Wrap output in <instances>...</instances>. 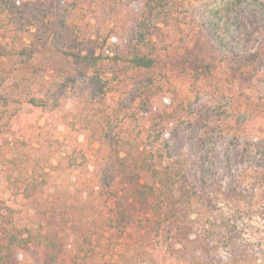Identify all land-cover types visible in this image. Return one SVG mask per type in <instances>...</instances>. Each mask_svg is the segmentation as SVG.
Instances as JSON below:
<instances>
[{
  "label": "rangeland",
  "instance_id": "rangeland-1",
  "mask_svg": "<svg viewBox=\"0 0 264 264\" xmlns=\"http://www.w3.org/2000/svg\"><path fill=\"white\" fill-rule=\"evenodd\" d=\"M7 1L17 4L8 10L0 8V36L15 35L0 39L9 50L18 47L21 39L39 46L64 41L90 46L94 35L118 29L126 19L119 12L127 0ZM167 1L169 25L163 27L165 43L159 46L166 53L181 46V41L201 46L213 68V76L202 82L193 84L183 67L167 64L171 72L169 86L163 87L169 91L166 94L140 98L135 89L142 77L120 73L111 79L112 102L86 101L87 89L79 83L77 93L64 94L57 108L44 112L25 108L19 82L11 74L4 78L2 92L8 103L0 102V147L18 150L11 159L16 158L20 169L35 177L40 192L12 202L14 191L1 166L0 207L12 210L14 224L25 234L59 233L64 264L77 255L80 264H163L164 255L176 257L165 235L167 228L149 225L147 219L154 223L153 217L140 207L131 210L132 222L127 227L114 223L116 202H125L130 193L120 176L119 158L128 151H143L145 145L153 148L143 155L155 158L156 150L166 142L171 157L166 161L172 164L187 155V141L193 138H203L205 143L207 175L205 195L196 198L190 209L197 232L211 223L220 236L227 234V228L233 232V245L221 244L220 264H264L263 9L255 0H242L240 6L237 0ZM213 12L220 21L213 29L220 46L207 34L210 25L217 23L211 18ZM12 15L14 25L9 23ZM254 51L259 54L257 68L262 74L249 88L233 81L228 72L243 65L246 55ZM170 57L167 54L166 61ZM55 62L57 71H52L49 67ZM57 72L73 77L67 59H50L44 53L26 84L38 91L48 83L56 85ZM173 90L178 94L175 98L168 94ZM128 102L131 110L141 114L156 107L166 113L164 120L152 112L133 119L115 116L112 110ZM14 121L21 128H13ZM157 133L159 138L154 136ZM116 136L128 146L114 147Z\"/></svg>",
  "mask_w": 264,
  "mask_h": 264
},
{
  "label": "trees",
  "instance_id": "trees-1",
  "mask_svg": "<svg viewBox=\"0 0 264 264\" xmlns=\"http://www.w3.org/2000/svg\"><path fill=\"white\" fill-rule=\"evenodd\" d=\"M258 1L255 0V3H258L257 5L262 7L264 12V0ZM241 2L242 0H237V6H240ZM16 6V3L0 0L1 9L8 10L9 7ZM167 7V0H127L124 8L119 12L126 16L120 27L118 29L111 27L101 36L94 35V41L90 46L67 45L66 41L46 42L45 45L39 46L35 45L33 40L26 43L21 39L18 47L9 50L8 45L0 43V66L6 61L5 67L0 68V102L8 103L2 91L4 78L10 74L20 84L19 95L22 105L27 109L44 112L57 108L60 97L64 94L77 93L78 88L75 85L79 83L84 84L87 89V98L80 93V97L85 98L86 101L112 102V94L115 90L110 88L111 82L113 83L111 79L120 73L132 72L142 77L135 89L139 91L140 98L155 97L169 92L168 89H163L164 86H169L168 73L171 69L167 64L183 67L193 84L213 76V68L207 63L201 46L195 44L190 46L189 40L181 41V46L171 48L170 53H166L165 49L159 46V42L165 43L163 27L169 25V19L165 14ZM13 16L9 18L11 25L15 23ZM211 18L217 23L215 25L213 22L210 25L212 30L207 29V34L220 46L219 37L213 31L220 21L215 13ZM14 36H0V39L4 41L8 38L13 39ZM44 53L50 59H67L69 73L73 74V77L57 72L56 85L48 83L41 86V90L38 91L36 88L31 89L26 82L31 79L37 58ZM167 54H171L169 61H166ZM246 57L245 63L239 67H232L228 75L233 81L251 88L262 74L260 68H257L259 54L254 51ZM49 68L57 71L56 62ZM168 94L173 98L178 96L175 90ZM114 104H117V100ZM130 104L128 102L124 107H119L117 111L114 109L112 112L115 116L136 118L141 113L131 110ZM157 110L154 107L152 111H144L141 115L147 116L152 112L157 118L164 120L166 113ZM19 124L18 121L11 123L13 128L18 126L21 128ZM154 136L159 138L161 134L157 133ZM112 141L117 149L128 146L127 141H122L118 136L113 137ZM151 147L145 145L143 151L139 149L136 153L128 151L119 158L120 176L130 193L125 202H116L114 223L120 228L127 227L132 222L131 210L140 207L153 217L154 223L147 219L149 225L159 230L161 227L167 228L165 235L169 240L168 244L170 248L173 244V250L177 255L174 258L164 255L161 257L163 264H220L221 244L227 247L233 245L234 237H231L233 232L225 228L229 237H225L227 234L220 236L216 224L208 223L210 225L199 233L197 223L190 217L192 203L196 198L205 195L207 185L203 138L189 139L187 155L179 161L177 159L175 162L171 161L172 164L166 161V158L171 160L168 143L163 142V145L159 146L160 150H156L155 158L143 155ZM16 152L18 150L10 145H7V148L0 147V167H5V179L14 191L12 202L33 198L40 192L35 177L28 175L25 169H20L16 158L11 159ZM11 212L8 207L5 209L0 207V264H64L63 244L59 233L48 232L44 235L39 233L36 236L25 234L14 224ZM147 212L145 216H148ZM226 226L229 227L228 224ZM80 258V255L72 257L69 263L80 264Z\"/></svg>",
  "mask_w": 264,
  "mask_h": 264
}]
</instances>
